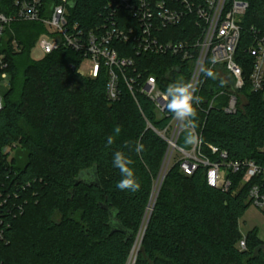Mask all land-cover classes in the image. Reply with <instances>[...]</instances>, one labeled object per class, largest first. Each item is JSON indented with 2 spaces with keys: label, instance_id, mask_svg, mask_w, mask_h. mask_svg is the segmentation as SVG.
I'll return each mask as SVG.
<instances>
[{
  "label": "trees",
  "instance_id": "trees-1",
  "mask_svg": "<svg viewBox=\"0 0 264 264\" xmlns=\"http://www.w3.org/2000/svg\"><path fill=\"white\" fill-rule=\"evenodd\" d=\"M114 1L73 0L72 17L87 27L114 9L116 17L131 19ZM244 1L249 8L236 56L244 69V99L234 113L224 110L226 95L210 107L217 90L226 86L217 75L208 77L196 105L197 132L213 160L209 144L227 151L232 160L249 159L264 167V94L251 89L253 58L245 51L254 31L264 37V0ZM11 27L8 38H16L22 50L14 52L9 40L3 44L12 84L0 113V264H126L168 146L148 122L162 129L171 117L158 118L152 102L144 95L136 100L123 80L119 98L110 100L106 71L95 78L81 75V55L72 49L32 58L43 25L15 22ZM194 31L169 27L161 39L191 37ZM138 59L140 69L156 75H163L172 61L169 56ZM116 126L121 127L118 136ZM110 135L114 143L107 146ZM184 136L178 142L186 147ZM136 142L144 145L139 155ZM14 144L9 158L3 149ZM116 151L134 161L139 191L116 187L122 178L113 166ZM243 176L244 171H229L232 187L225 191L207 184L203 168L187 175L174 162L135 264H264V243L256 229L246 234V248H238L243 237L239 219L252 204L250 189L257 185L264 194L263 175L248 182Z\"/></svg>",
  "mask_w": 264,
  "mask_h": 264
},
{
  "label": "built area",
  "instance_id": "built-area-1",
  "mask_svg": "<svg viewBox=\"0 0 264 264\" xmlns=\"http://www.w3.org/2000/svg\"><path fill=\"white\" fill-rule=\"evenodd\" d=\"M118 7L131 14L116 17L115 9L105 15L102 22L94 26H83L72 17L73 0H0V113L4 109L5 92L11 87L10 61L7 48L19 53L22 46L16 38L9 39L12 24L34 22L43 25L44 32L37 39L43 55L60 48L72 49L81 55L77 72L95 78L102 70L108 75L107 96L117 100L120 96V81L123 80L132 96H146L153 104L158 118L171 117L167 125L152 128L167 142L163 167L170 161L180 162L181 170L193 174L198 168L205 171V180L211 187L229 191L232 181L229 171H244L243 181L248 182L257 175L264 176V167L255 161L232 160L227 151L209 144V151L216 160L203 149L202 143L196 147H184L179 138L184 133L161 97L170 84L191 81L200 95L208 77L205 69H211L226 86L217 90L210 101L221 95L228 97L224 110L234 113L239 108L241 90L245 86L242 65L237 61V51L242 42L241 22L247 13L249 3L244 0H115ZM180 26L186 33L194 31L191 37L161 39L164 30ZM253 41L245 51L253 58L249 78L251 89L264 94V37L254 31ZM12 35V34H11ZM8 38V39H7ZM4 48V49H3ZM6 48V49H5ZM145 55L169 56L172 61L163 75L148 74L140 69L139 59ZM216 62L213 63V58ZM4 92V93H3ZM244 98V97H243ZM16 145L7 146L10 153ZM11 154L9 158H11ZM162 169L156 185L160 183ZM156 186V188H157ZM24 187V186H23ZM3 192H0L2 196ZM156 193V189H155ZM252 203L264 210V194L257 185L249 192ZM0 220V239L4 230ZM238 248H246V235L240 239Z\"/></svg>",
  "mask_w": 264,
  "mask_h": 264
},
{
  "label": "clouds",
  "instance_id": "clouds-1",
  "mask_svg": "<svg viewBox=\"0 0 264 264\" xmlns=\"http://www.w3.org/2000/svg\"><path fill=\"white\" fill-rule=\"evenodd\" d=\"M213 63L216 62L214 57ZM204 74L212 79H216V74L211 69H205ZM224 82L221 81V87ZM196 86L191 81H182L170 84L167 89L158 93L165 103L166 110L171 113L172 119L177 121L181 130L185 133L184 145L186 147L196 148L202 143V137L197 132V108L196 105L200 103V97L195 94ZM121 132V127L116 126L114 133L116 136ZM115 137L110 135L107 137V146L114 143ZM128 146L126 142L125 147ZM144 150L142 143L136 142L135 152L139 155ZM134 161L122 151H116L113 154V166L119 169L121 179L117 182L116 187L121 191H139L141 185L135 177L134 168L132 167Z\"/></svg>",
  "mask_w": 264,
  "mask_h": 264
},
{
  "label": "rangeland",
  "instance_id": "rangeland-1",
  "mask_svg": "<svg viewBox=\"0 0 264 264\" xmlns=\"http://www.w3.org/2000/svg\"><path fill=\"white\" fill-rule=\"evenodd\" d=\"M31 57L36 59V60L44 57L43 52L41 51V49L39 48V46L37 44L32 48ZM243 99L244 98L242 96V98L239 99V102L243 101ZM4 149H6V148H4ZM6 150L8 151V148ZM14 153H15L14 150L10 151L11 155H13ZM171 166H172V161H170L169 165L166 164L163 167L161 176H163L165 173V177H166L167 172ZM157 180H158V177L154 180L153 187L157 186L156 185ZM164 180H165V178H164ZM164 180H163V182H164ZM163 182L161 184L160 190L162 188ZM159 185H160V183L158 184V186L156 188V192L159 188ZM160 190L158 192V195L160 193ZM152 191H153V188H152ZM151 195H152V192H151ZM155 198H156V193L154 192L153 196H152V203L155 201ZM150 210H151V206L149 208L148 215H149ZM145 225H146V221L144 222V224L141 227V230L137 236L136 242L138 241V239H140V241L142 242L141 239H142V236L144 233ZM239 225H240V231L242 232L243 235H246L249 231L256 229L258 236L261 238L262 242L264 243V212L262 211L261 208H259L258 206H256L255 204L252 203L250 205V207L247 209V211L245 212V214L239 219ZM139 248H141V244H140ZM141 249H143V248H141ZM138 250H137L136 254H138ZM130 257H129V260L126 264H135L136 260H137V255H135L134 261H132L131 263H130Z\"/></svg>",
  "mask_w": 264,
  "mask_h": 264
},
{
  "label": "water",
  "instance_id": "water-1",
  "mask_svg": "<svg viewBox=\"0 0 264 264\" xmlns=\"http://www.w3.org/2000/svg\"><path fill=\"white\" fill-rule=\"evenodd\" d=\"M164 178H165V173H164V175H163V176L161 177V179H160V185H159V188H158V190H157V192H156V198H155V201L152 203V196H153V193L155 192L156 186L153 187V191H152V195H151V197H150V201H149L148 209H147L146 214H145V217H144V222L146 221V227H145V230H146L147 225H148V222H149V220H150V217H151V214H152V211H153V208H154V205H155V202H156L157 196H158V192H159V190H160V187H161V184H162ZM150 206H151V210H150L149 215H148V211H149ZM116 229H117L116 227L113 228V230H116Z\"/></svg>",
  "mask_w": 264,
  "mask_h": 264
},
{
  "label": "bare ground",
  "instance_id": "bare-ground-1",
  "mask_svg": "<svg viewBox=\"0 0 264 264\" xmlns=\"http://www.w3.org/2000/svg\"><path fill=\"white\" fill-rule=\"evenodd\" d=\"M144 224V223H143ZM145 227H146V225H145ZM144 231H145V228H144ZM142 239H143V236H142ZM141 239V240H142ZM140 244H141V241H140V239H138V241L136 242V244H135V246H134V248H133V250H132V254H131V257H130V263L132 262V261H134V257H135V255H137L136 253H137V250L139 249V246H140ZM139 251V250H138Z\"/></svg>",
  "mask_w": 264,
  "mask_h": 264
}]
</instances>
